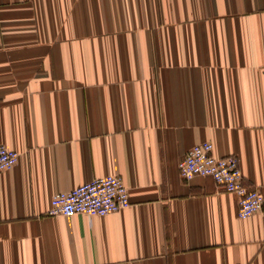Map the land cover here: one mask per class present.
Returning a JSON list of instances; mask_svg holds the SVG:
<instances>
[{"label":"crops","instance_id":"obj_1","mask_svg":"<svg viewBox=\"0 0 264 264\" xmlns=\"http://www.w3.org/2000/svg\"><path fill=\"white\" fill-rule=\"evenodd\" d=\"M202 142L264 193V0H0V264H264V214L181 178ZM107 175L130 207L47 214Z\"/></svg>","mask_w":264,"mask_h":264},{"label":"built area","instance_id":"obj_2","mask_svg":"<svg viewBox=\"0 0 264 264\" xmlns=\"http://www.w3.org/2000/svg\"><path fill=\"white\" fill-rule=\"evenodd\" d=\"M19 154L0 145V173L12 169ZM182 179L210 178L227 193L238 197V219L264 214V193L243 183L239 159L231 155L216 157L213 145L202 142L194 145L178 164ZM128 188L118 175H107L79 185L70 191L56 193L50 201L49 216L105 217L130 207Z\"/></svg>","mask_w":264,"mask_h":264}]
</instances>
